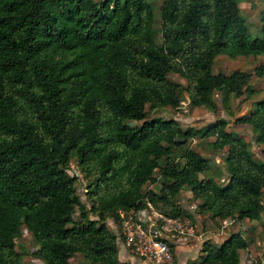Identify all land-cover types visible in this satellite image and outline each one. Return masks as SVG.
<instances>
[{
	"label": "trees",
	"instance_id": "16d2710c",
	"mask_svg": "<svg viewBox=\"0 0 264 264\" xmlns=\"http://www.w3.org/2000/svg\"><path fill=\"white\" fill-rule=\"evenodd\" d=\"M153 21L149 0H0V264H21L14 241L21 226L43 264H70L74 253L87 264H124L105 218L117 222V209L147 200L190 218L176 202L184 186L213 219L257 216L264 97L234 120L249 125L256 160L223 117L181 128L174 118H146L144 106L177 108L184 92L190 105L214 109V92L222 103L228 94L250 95L248 71L214 72L212 63L217 54H264V9L255 36L236 0H161L157 28ZM195 134L225 150L223 182L198 177L210 162L185 145ZM72 160L91 177L87 208L68 173ZM150 184L156 188H143ZM246 246L230 232L218 244L202 242L190 264H238Z\"/></svg>",
	"mask_w": 264,
	"mask_h": 264
},
{
	"label": "rangeland",
	"instance_id": "374dc122",
	"mask_svg": "<svg viewBox=\"0 0 264 264\" xmlns=\"http://www.w3.org/2000/svg\"><path fill=\"white\" fill-rule=\"evenodd\" d=\"M161 0H149L154 11L153 25L158 27V7ZM241 14L245 18V23L252 36L259 35L260 21L259 12L264 9V0H236ZM156 42H159L160 37L156 32ZM260 65L262 69L261 74L254 72L255 66ZM234 70H245L250 73L248 84L252 88V93L246 95L244 93L236 96L228 94L224 103L218 92L212 94V98L216 101V108L211 109L205 106H192L189 104L185 93L180 94L179 106L172 108L169 105L158 108L149 109L147 105L144 106L146 118H174L181 128L201 127L217 117H223L226 121V130L232 134L242 137L247 143L251 156L253 159H261L260 145L254 142L253 134L249 125L245 123H236L234 120L240 116L247 114L253 107L254 102L264 97V54L257 55H237L235 57H227L224 54H217L212 63V71H221L228 73ZM169 79L179 81L183 86L186 82L177 74L169 73ZM139 121H131L134 124ZM212 137H199L197 134L185 140V145L197 150L200 154L206 156L210 162L209 169L198 173V177H213L214 179L223 182L226 176L223 156L224 149H214L210 145ZM178 151H174L173 157L177 158ZM163 162V158L159 160V164ZM69 174H74V186L76 193L79 196L78 204L87 208L89 201L84 196L85 184L90 180V176L80 171L75 160L69 164ZM156 188L155 185H144L143 188ZM176 202L179 208L187 210L195 226V235L192 238L174 243L172 248V262L171 264H190L191 261L197 260L201 254L202 242H212L218 244L230 232L238 231L247 240L245 249L240 250L238 264H264V188L261 195V208L257 216L253 219H233L229 217L225 223L219 219H213L207 213H200L197 211L198 199L191 196L186 186L182 187L176 197ZM166 212L169 207L161 208ZM77 212H74V215ZM89 217H94L89 212ZM107 226L115 232L116 222L109 216L105 218ZM225 224V225H223ZM196 236V237H195ZM16 243V250L21 252V264H43L42 261L32 254L36 247L34 238L30 232L21 226L14 236ZM117 242V241H116ZM118 259L122 261L121 257ZM135 257L123 259L124 264H138ZM70 264H87V261L79 254L74 253L69 258Z\"/></svg>",
	"mask_w": 264,
	"mask_h": 264
},
{
	"label": "built area",
	"instance_id": "2783aa9c",
	"mask_svg": "<svg viewBox=\"0 0 264 264\" xmlns=\"http://www.w3.org/2000/svg\"><path fill=\"white\" fill-rule=\"evenodd\" d=\"M116 213V239L141 264H171L174 243L195 235L188 216L166 213L148 200L139 208L117 209Z\"/></svg>",
	"mask_w": 264,
	"mask_h": 264
},
{
	"label": "crops",
	"instance_id": "0c3cea01",
	"mask_svg": "<svg viewBox=\"0 0 264 264\" xmlns=\"http://www.w3.org/2000/svg\"><path fill=\"white\" fill-rule=\"evenodd\" d=\"M117 255L121 257L122 262L123 259H129L130 257H135L133 254H131L124 246L123 244L117 240ZM135 261L137 260L138 264H141V262L135 257ZM239 261V260H238Z\"/></svg>",
	"mask_w": 264,
	"mask_h": 264
}]
</instances>
